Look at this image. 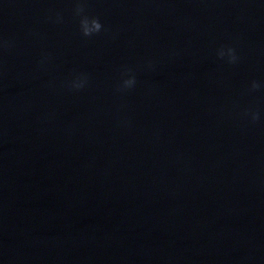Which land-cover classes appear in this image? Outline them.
<instances>
[{"label": "clouds", "instance_id": "1", "mask_svg": "<svg viewBox=\"0 0 264 264\" xmlns=\"http://www.w3.org/2000/svg\"><path fill=\"white\" fill-rule=\"evenodd\" d=\"M73 12L74 15L79 19V29L84 37H91L93 35L99 34L103 30V25L100 22L99 18L86 14V7L83 0H77ZM61 19L62 18L58 16L57 22H60ZM0 46L4 48L10 47V42L4 41L2 42V44H0ZM217 55L221 59L227 57V62L230 64H236L239 61V57L236 55V51L232 47L219 49ZM130 73H131L130 69H125L124 75L127 76V78L123 79L122 85L120 86V88H118V90L121 91L127 90L135 86L136 77L135 75H132ZM86 83H87V76L81 74L71 82L70 87L75 90H80L86 85ZM261 87H264V85H262L258 81L253 80L250 83L249 91L255 92ZM246 115L250 117L253 123L260 120L261 118L260 113L255 110H249V112L246 113Z\"/></svg>", "mask_w": 264, "mask_h": 264}]
</instances>
